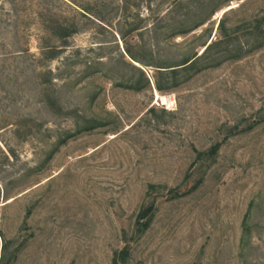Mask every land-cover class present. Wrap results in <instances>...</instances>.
<instances>
[{"label":"rangeland","instance_id":"obj_1","mask_svg":"<svg viewBox=\"0 0 264 264\" xmlns=\"http://www.w3.org/2000/svg\"><path fill=\"white\" fill-rule=\"evenodd\" d=\"M49 15L74 26L65 43L45 32ZM262 17L264 0H0L8 264H112L124 248V264H264V34L251 29ZM205 41L220 42L159 77L161 92L158 69L126 53L174 64ZM88 122L98 127L78 131Z\"/></svg>","mask_w":264,"mask_h":264},{"label":"trees","instance_id":"obj_2","mask_svg":"<svg viewBox=\"0 0 264 264\" xmlns=\"http://www.w3.org/2000/svg\"><path fill=\"white\" fill-rule=\"evenodd\" d=\"M47 18V20H44L43 28L46 33H49L50 37L53 39L65 41L71 37L72 34H74L76 31L74 29V26H71L70 24H66L63 21L61 22L60 19L55 18L54 16ZM219 32H220V38L227 39L230 37L228 34V30L223 26V23L221 22L218 26ZM254 31H258L264 34V17H262L260 20L256 22V25L251 28ZM186 32L184 31H177L174 33V36L183 35ZM220 42V41H219ZM213 42L206 46V41L202 44V46L205 47L202 54L197 56L196 54L188 55L187 57L183 58L181 61L176 62L174 64H167V63H156V62H145L141 58L135 56L131 51L127 50L126 53L128 57L133 60L134 62L141 64V65H148L156 67L158 70L156 71V78H155V86L158 91H164L166 88L161 83V79L159 77L163 75H170V78H175V75L178 73L179 70L183 71H189L196 68V64L203 59L212 49L214 46H216L218 43ZM59 50H56V48H46V51L44 50V56L47 60H53L57 57ZM51 104V102H49ZM98 127V124H95L93 122L86 123L83 127H79L78 131H89L92 129H95ZM220 145L216 144L213 147H211L206 152H197V158H201L203 156L208 157H214L218 150ZM151 189L153 186H149ZM155 212V206L153 203L143 207L136 218V232L137 233H144L150 226V223L152 221L153 215ZM242 243L244 242V239L249 235L250 233V227L247 222V218L243 220L242 223ZM16 251H11V242L5 241L1 248V255H0V264H8L12 257H15ZM129 257V251L127 248L122 249L120 252L114 253V256L112 258V264H124L126 260Z\"/></svg>","mask_w":264,"mask_h":264},{"label":"bare ground","instance_id":"obj_3","mask_svg":"<svg viewBox=\"0 0 264 264\" xmlns=\"http://www.w3.org/2000/svg\"><path fill=\"white\" fill-rule=\"evenodd\" d=\"M159 101L161 102V104L167 105V106H169L173 103V100H171V99L169 100L168 97H164V96L159 97Z\"/></svg>","mask_w":264,"mask_h":264},{"label":"built area","instance_id":"obj_4","mask_svg":"<svg viewBox=\"0 0 264 264\" xmlns=\"http://www.w3.org/2000/svg\"><path fill=\"white\" fill-rule=\"evenodd\" d=\"M169 100L171 99V98H168ZM165 107H167V105H164ZM168 108V107H167Z\"/></svg>","mask_w":264,"mask_h":264}]
</instances>
